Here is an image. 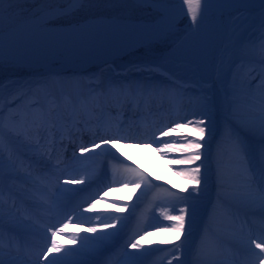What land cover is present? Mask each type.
<instances>
[{"label":"rangeland","instance_id":"1","mask_svg":"<svg viewBox=\"0 0 264 264\" xmlns=\"http://www.w3.org/2000/svg\"><path fill=\"white\" fill-rule=\"evenodd\" d=\"M168 3H173V1H168ZM68 5L66 0H17L12 7L5 12V24L4 31L6 32L10 28L18 25L20 22L36 16L44 10H48L54 7H64ZM225 10L224 12H227ZM264 7L257 10H250L249 8H242L236 14H231L227 12L225 17H223L222 22L220 23L217 14L212 13L210 15H205L203 23L200 25V28L197 30L195 26L191 23V18L187 16H181L176 20V22L168 23L166 27H160L159 30L154 33H148L142 38L135 40L134 35L138 33V27H134L132 37H128L133 28H125L123 31H117L116 35L109 34L107 35L106 30L114 28L112 25L104 24H91L83 28L75 29L72 32L73 41L71 43L64 42L60 45L54 47H39L37 45H27L21 47L16 53L21 56L26 61H30L31 64H34V70H31L28 64H19L13 59L4 58L2 64H0V94L3 95L4 100L0 101V109L4 110V117L9 115L11 110L6 109L7 101L15 100L19 92H33L35 87L39 86L38 84H43L46 81L48 72L44 70L46 63L55 65L61 68V72L64 69H69L70 72H82L90 75L98 74L103 68H108L115 70L113 63L119 66V63L115 60L116 58L124 57L125 55L131 54L138 56L135 60L128 59L127 61L130 64L120 65L119 69L127 68H140L144 70H149L152 72L153 76L161 77L162 79L175 81L181 83L186 89L191 91L200 90L202 95H206L208 99L207 104L213 106L212 109H209L207 105L203 104L198 107L202 113H207V111L212 112L213 116H216L214 122H212V129L214 136L211 140L208 139L206 134L205 140L208 142L204 148H202V159H208V162L200 163L198 166L204 168L201 171L211 174L213 183L212 189H206L200 191L197 199L200 206V209H204L208 213H215L218 210L217 206L214 204L231 201L232 199H242L244 202L249 203L252 207L255 206L256 202L259 201V194L257 192V185L253 188V183L249 186H243L240 183L244 181L251 182V178L245 173L246 164L244 160L235 161L234 157L228 158L227 154L234 156L231 152L232 148L229 146L230 138L226 134V130L236 124L239 126V121L232 115V112L229 110V101L233 99H239L240 103L237 107L233 108V111L239 112V107L245 108L247 103L243 96L236 97L232 95L234 91L239 89L242 83V78L240 77V72H236L238 69V61L234 59V51L242 47L247 46L250 41L254 40L252 38L253 34L261 35V30L258 28L261 23L264 22ZM164 17V14L161 12L155 11L153 8L142 6L131 0H92V2L85 3L78 11L68 14L64 17L52 20L46 23V26H65L70 24H78L82 21L89 19H99V18H114L120 21L133 22V23H143L148 22L152 23L158 20V18ZM239 17V23H237V18ZM101 28V29H100ZM115 29V28H114ZM49 31V30H47ZM51 32H53L51 30ZM143 33H147V30H142ZM32 31L29 29L25 33L21 34L16 38L15 41L22 40L24 38L28 39L31 36ZM29 34V35H28ZM71 33L68 34L70 36ZM43 36H46L47 39L52 36L62 35L59 32L55 34L44 33ZM71 37V36H70ZM69 38V37H68ZM46 39V40H47ZM67 39V38H66ZM249 39V40H247ZM256 41V40H255ZM112 45L117 46L116 50L112 49ZM111 46L102 57H97L91 59V61H84L81 57H78L76 60L71 59L70 61H65V57L68 53L82 51L83 54H97L99 51L105 50L107 47ZM115 58V59H114ZM125 58L120 59V61H125ZM114 60V61H113ZM242 73L244 68L241 69ZM62 73H59V75ZM204 77H207L209 82L204 81ZM250 83L254 82L255 79L250 76ZM94 79H89V88H92ZM37 84V85H36ZM40 84V85H41ZM247 90L255 93L256 86L251 85V87H245ZM225 90V103L222 101V90ZM206 93V94H205ZM206 108V109H204ZM209 109V110H208ZM241 117L242 114L239 113ZM209 120H214L210 118ZM180 122L179 119H174L171 124L163 127L158 133V136H162L161 131H167L169 127H173L175 122ZM154 135V134H153ZM241 139L246 141V136L249 139H254L258 141L259 138L255 134L249 133L247 130L242 129L239 132ZM167 137V136H166ZM223 138L218 141V139ZM153 139V138H152ZM170 139V138H169ZM99 140H95L98 142ZM170 143H175L176 147L173 149V153L180 148L181 141H175L172 138L169 140ZM92 142L88 145L91 146ZM139 145H146L150 147L149 141L139 142ZM250 150L254 154L255 151L252 150L253 145L249 144ZM95 151L99 152L98 149ZM182 153V152H180ZM219 154V155H218ZM86 155H92L91 153H86ZM117 156L120 153H116ZM104 156H111V154H106ZM183 154L173 155L171 157L161 156L162 158L170 160L172 163V170H181L185 165H180L175 163V161L181 159ZM5 166H7L8 161L6 155ZM113 158V157H112ZM102 163L94 165L98 169L97 173L104 167V157L101 156L98 158ZM121 159H125L124 154ZM241 159V158H238ZM126 163V161H125ZM133 166L140 167V165L133 163ZM231 165H235L236 169L230 168ZM213 173H212V172ZM222 176V178H217V175ZM97 176V175H96ZM126 178V177H125ZM124 178V179H125ZM223 179L224 181H233L237 182L234 186L228 187V184H225L223 188L216 187L217 181ZM228 183V182H227ZM122 185V184H121ZM176 188L178 186H175ZM250 188V189H248ZM244 189V190H239ZM256 189V193H254ZM106 190V189H105ZM105 190L101 191L96 198L100 199V196H103ZM107 193H110L111 196L116 198H126L127 195H133L138 199L142 196L136 192V189L133 190V185L128 184L127 188L120 187L118 183L113 184L111 190L107 189ZM121 192V193H120ZM188 192L193 193L192 190ZM194 194V193H193ZM195 195V194H194ZM214 198V199H213ZM139 199V200H140ZM137 200V204H141V200ZM101 206H107L116 210L118 212L124 211V205L116 201H110L106 199H100ZM89 208V207H88ZM100 208L99 205L95 206V209ZM137 207L132 213L136 212ZM9 211V210H8ZM7 211V212H8ZM150 211V209H149ZM147 211V212H149ZM5 212V213H7ZM179 212V211H177ZM128 213V214H129ZM200 212L196 211L195 218L193 219L190 214L189 218L191 223L186 224V232L188 235L190 230H187V227L193 226L195 232L203 231L204 225L210 226V228H216L214 222V217L212 215V220L207 219L208 216L205 215L204 222H202ZM209 215V214H208ZM211 215V214H210ZM7 216V215H6ZM5 216L3 225L8 228H13L9 224V220ZM256 214H248V216L243 217V220L249 224H244L241 222V219L237 222V229L241 230L247 235L249 231L253 234H258L261 230V226L258 224L259 219ZM103 219V218H102ZM200 220V221H199ZM112 220V223L115 224L117 230L131 228L133 225L132 220H124L125 222L121 224L118 221ZM6 222V223H5ZM94 222L99 224L100 220L94 219ZM171 222V221H170ZM214 222V223H213ZM172 223V222H171ZM84 228L92 226L90 223L85 224ZM134 226V225H133ZM82 227V226H81ZM102 227V226H101ZM133 228V227H132ZM230 230L233 228L228 227ZM110 229V228H109ZM114 229V228H111ZM102 230H105L102 228ZM76 231L79 230L76 228ZM154 230H151L153 232ZM150 232L145 231L137 235H134V238L130 239L129 251L134 252L136 249L130 247V243L133 239H138L141 247L137 248L138 251L146 248L144 244L140 241L143 239L144 235ZM122 233V232H121ZM87 235H98L99 233H85ZM232 234V233H231ZM234 237V235L232 234ZM199 232L195 233L194 236L187 242V244L181 245L178 243L180 248L170 249L166 252L165 258L159 264H196L194 263V258H192V252L195 250V246L199 241ZM105 246V242L100 245L97 249L101 250ZM151 250V249H150ZM179 250V251H178ZM187 250V251H186ZM137 252V251H136ZM149 252V251H148ZM154 251H150L146 254L145 257L152 256ZM186 256L187 263H175L180 257ZM121 257V256H120ZM117 261L116 264H138L134 263L136 260L133 259L129 262ZM200 258V257H199Z\"/></svg>","mask_w":264,"mask_h":264},{"label":"snow or ice","instance_id":"2","mask_svg":"<svg viewBox=\"0 0 264 264\" xmlns=\"http://www.w3.org/2000/svg\"><path fill=\"white\" fill-rule=\"evenodd\" d=\"M17 0H0V64L3 63L7 47V37L5 36L4 24H5V12L8 11ZM66 2L72 8H78L84 3L92 2V0H66ZM134 2V0H133ZM147 2L153 4L163 3L164 0H147ZM183 4L187 6V15L191 18V23L198 30L200 25L203 23L204 15L213 0H182ZM229 3H243L244 0H227ZM259 4L264 7V0H258ZM68 12L65 11V15ZM264 17V13H262ZM239 23V17L237 18ZM250 50H255L258 54V62L261 65V70L257 72L254 63L250 60L249 75L256 80V87L259 89V95L247 90L244 85H241L239 89L234 91L233 95L236 97L243 96L245 101L249 105L251 115L247 118H243L239 115L238 111H233L234 107H237L240 103L239 99H233L229 101V110L232 115L239 121V126L232 124L226 130V134L232 141L233 149L238 154L243 156L246 163L245 173L250 175L251 183L258 185L259 189V201L264 204V23L261 24V35L259 41H250L247 46L241 48L243 58L249 56ZM249 83V82H245ZM150 87V86H149ZM139 89L132 90V95L126 96L129 106L143 105L148 101L144 98L145 93L141 95V98L137 99L136 92ZM208 97H204V101H208ZM4 97L0 94V101H3ZM77 101L71 96H60L57 97L54 94H47L43 99L36 93L19 92L15 100L8 101L7 107L11 110L9 112L7 120L3 119L4 110L0 109V137L5 134L14 136L16 139H23L26 146L33 149L41 158L40 162L44 163L45 158L50 160L52 154L49 153L48 149L52 147L49 143V136L56 133L59 124V111L61 107L74 108ZM101 106H96L91 112L86 114L91 117L95 112H102ZM67 119L71 120L73 124L76 122V113L72 112ZM212 121L207 122L204 119L197 121L188 120L186 123L175 122L173 127H169L167 131H161L162 136H168L170 132H177L180 129L187 128L192 125L193 130L198 132L199 139H189L188 135H183L182 139L185 141L182 151L187 152L182 159L175 161L180 165H194L197 161L201 160L202 148L205 144L201 141L205 140L207 134L208 139L211 140L214 136L213 129L211 127ZM242 129H247L249 133L258 134L261 139V147L256 150L253 154L250 150L249 145L244 139H241L239 132ZM130 137L122 136L118 132L112 136H102L99 138V142L93 141L91 146L81 145L79 147L80 155L75 152L72 156L73 163L71 165H65L61 167V163L55 165H49L47 168H42L37 177L33 179L34 185H39L43 190L38 197L37 206L40 208L43 215L47 216L50 220H54V223H48L40 225L39 220L34 218L31 214L25 217L15 215L11 210L5 213V201L3 200L4 192L3 188L0 187V227L3 226L5 216L9 220L11 227L17 229V231L26 230L28 227L33 229H40L44 233L45 247L36 254L34 260L23 259L20 255L23 241L20 240L15 234L9 236L8 250L9 259L6 261L3 257L5 256L4 247V233L0 231V264H42V261H46V264H87V262L78 259L79 257L87 256L95 251L100 245H102L112 233L102 231L103 229L115 228V224L112 220L118 221L123 224L127 218L120 216H113L111 219H102L99 224L94 222L92 216H85V211H74L69 210L66 205V200L69 194H78L88 192V195L81 201L79 207L82 209L84 203L89 204V209H94L96 203L99 201L96 196L102 188H97L95 192H89V189L94 183V178L97 175L98 169L94 165L101 164L102 162L98 159L106 154L124 164L125 159L123 153L120 152V148L117 147L121 140L128 141ZM53 143L55 142V136L52 137ZM143 143V141H141ZM152 143L162 144V148L159 149L165 154L175 149V143L160 141L155 135L151 141ZM62 143V141H61ZM122 147V145H121ZM100 149L99 152L95 151ZM8 146L0 140V175L3 174L5 168L4 154L8 151ZM115 150V151H113ZM91 153L92 155L85 156L83 154ZM116 153H120L119 156ZM15 161L12 160L11 156L8 158L7 166L13 168ZM31 168V165H29ZM55 168L59 174L51 173L50 169ZM125 171L130 173L133 177L131 181H124L117 179V170L113 166V177L112 180L104 187L111 190L113 184L121 183L123 188H127L128 184L133 185V190L138 189L141 185H145V191L147 188L152 186V182L147 173L139 169L132 164L125 165ZM182 178L186 180L184 191H188V186L192 185L194 200L200 194V185L202 183L201 167H186L179 172ZM31 177V172L28 173ZM68 175L71 178L61 183L63 176ZM207 183L206 180L203 181ZM65 185H83V188H72L66 187ZM168 191V189H165ZM145 192L141 193L143 196ZM107 195L104 192L100 199H103ZM173 196L180 200H185V197L179 196L178 193L173 192ZM36 203V202H34ZM12 207H15L13 203ZM127 208V205L123 206ZM197 203L193 202L188 207L179 209L178 215L165 214V218L172 222L169 228L163 229L166 232H174L175 239L179 240L186 232V217L191 211L193 219L195 218L197 211ZM75 217L77 223L81 224L83 233H92L98 235H87L75 233L70 230V224L72 219ZM90 223L92 226L84 228L83 225ZM102 226V227H101ZM243 231V228L241 229ZM50 233V234H49ZM57 234L65 235L71 240V244L76 247L66 248L55 239ZM152 235L153 233H146ZM190 234V233H189ZM169 241H163L162 243H168ZM247 247L254 252L258 258L257 264H264V217L261 221V230L258 234H253L249 231L246 237ZM130 247L133 249L141 247L138 239H133L130 243ZM258 249L259 252H255ZM15 251L17 255H11V252ZM53 253L60 254L62 256H53ZM134 255L132 253L129 254ZM52 257L49 259V257ZM131 264V262H130ZM171 264V262H169Z\"/></svg>","mask_w":264,"mask_h":264},{"label":"bare ground","instance_id":"3","mask_svg":"<svg viewBox=\"0 0 264 264\" xmlns=\"http://www.w3.org/2000/svg\"><path fill=\"white\" fill-rule=\"evenodd\" d=\"M142 5H150L151 7H153L156 10H159L161 12H163L165 15L164 17L160 18L156 23L152 24V25H147V26H141L140 28H145L147 30V33H154L155 31L159 30L160 27H166L168 26V23H175L176 22V18L179 16H183L185 14H187V6L183 4L182 0H173L176 1L175 4H168L167 5V0H164L163 3L160 4H153L150 2H147V0H134ZM260 6L258 0H244L243 3H229L227 2V0H213V3H211L207 9L206 13H210L213 10L218 11L219 13L217 14V18H219L220 23L223 20V17H225V14L227 12L233 13L235 10H239V8H252V7H258ZM72 7L69 6V9H71ZM227 9V12H223L222 10ZM62 10H51V11H47L45 13H43L41 16H39L36 20H33L29 23H27L26 25H24L22 28H20L19 30H16L14 32H12L11 34L5 35L7 37V47H6V53H5V58H9V59H13L16 62H20L21 64H26L28 63V61H26L25 59H23L21 56H19L16 52L19 51V49L21 47L27 46V45H37L39 47H54L56 45H60L61 43L64 42H68L71 43L73 41L72 38V32L74 31V29H76V26H72L69 29H60V28H48L45 26H42L44 23L53 20V18L58 15L59 13H61ZM205 13V14H206ZM89 24V23H88ZM91 24H98L96 22H92ZM109 24V23H106ZM87 25V24H85ZM114 25H116L114 23ZM84 26V25H83ZM118 27H120L121 25H116ZM139 26V25H138ZM112 27V26H111ZM115 28V29H114ZM114 28H110L109 29H103L106 30L107 35H116L117 31H123L120 28L114 27ZM30 30L33 33H31V36L28 37V39L24 38L22 40L19 41H15L16 40V36L20 35L21 32L25 33L26 30ZM78 29V28H77ZM101 29V28H100ZM49 30V31H47ZM51 30L53 32H51ZM59 30H62L61 32ZM67 30V31H66ZM131 32L126 34H130L127 36L128 37H132V33L134 31V29H130ZM60 33L62 35H58V36H52L49 37L47 39L46 36H43L42 34L44 33H50V34H55V33ZM70 34V36H68V34ZM29 35V34H28ZM134 35V39H138L139 37H143V33H135ZM69 37V38H68ZM67 38V39H66ZM47 39V40H46ZM257 41H259L258 38H256ZM111 46L107 47L105 50L99 51L97 54H83L82 51H78V52H72V53H68L65 57V61H70L71 59L76 60L78 57H81V59H83L84 61H91V59L97 58V57H102L106 52H108L107 50L110 48ZM112 49L116 50L117 46L112 45ZM234 59L238 61V69L236 70V72H240V77L242 78V83L243 85L246 86H250V80H249V68H250V64L249 61L251 60L254 63L255 68L257 69V72H259L261 70V65L258 62V54L255 50H250L249 52V56L247 58H243L242 57V53H241V48L240 49H236L234 51ZM47 67L49 69H58V67H54L53 65H51L50 63H46ZM242 68H244L243 73H242ZM65 77V75H64ZM79 80H81L78 77H74V78H67V79H61L60 77L57 76H52L49 80L48 83L43 84L42 86L39 87L40 90L39 91V96L43 99V97H45L47 95V92H50L54 95H56L57 97L60 96H67L63 93V89L65 87V90H67V93L69 94V96L73 97L74 99H76L77 103L75 105L74 108H65V107H61L60 111H59V124L57 127V130L61 131H67L66 135H69V131L72 130V122L68 125V124H60V121L62 120L64 123L67 120V116L70 115L72 112H75L76 115L77 113L81 112L82 110L87 113V112H91L93 110L94 107H96L97 105H99L101 102L105 103L104 106L105 109H103L104 114L112 112L113 110H111V106L109 105H116V104H121L122 102L124 103L125 101H127L125 99L126 96H128L129 92H130V87H133V85H138L135 84L137 83H145V82H151V83H157L160 78L159 77H155L152 75V72H150L149 70H144L143 68H130L128 70H126L125 72L122 73H117L113 70L110 69H103L101 74H99L98 77V82L100 83V85L103 86V88H98V86H96L94 89H85V90H80L79 88H77L75 84H77L79 82ZM204 81L205 82H209L207 77H204ZM245 82H249V83H245ZM168 83V82H167ZM256 83V81L254 82ZM70 85H73L72 88H69ZM173 85L178 86L176 83H174ZM64 87V88H63ZM101 87V86H100ZM98 88V89H97ZM136 88V87H134ZM139 88V85H138ZM147 89V88H146ZM157 90L159 88H156ZM176 88L173 86L171 88V95L172 97L176 94V92H174L173 90H175ZM104 92H102V91ZM189 90H187L186 88L184 89V94L187 93ZM109 94V98H103V100H101V94H105V93ZM38 93V92H35ZM192 94L188 93V95L190 94L191 97L185 96L184 99L182 100V102H192L190 103L191 105L194 104H205L207 105V101H204V97L206 95H202V93L198 90L192 91ZM64 94V95H63ZM160 96V93H158ZM206 94V93H205ZM225 90H222V101L224 102V107H226V103H225ZM233 95V93H232ZM256 95H259V92L256 93ZM79 96H82L79 99ZM151 96V95H150ZM148 96L146 98V100L149 99ZM158 96V95H157ZM165 96L164 94L161 95ZM175 98L172 99L173 104H162L163 106H160V108H156V107H152L151 111L146 108L145 104L140 105V113H142L143 115H145L146 113L149 115H155V113H161V116H165V121L167 123H170V119L172 117V115H174L175 118H180L182 119V121L184 123H186L188 120H192V121H197L200 120V118H196L195 113H198L197 111L194 112L193 110L189 109L188 111L183 109V105H181V103H179L178 105V112L174 113V111L176 110L177 106L175 104ZM122 101V102H121ZM164 101V100H163ZM7 104L8 101L6 102L5 108L7 109ZM209 105V104H208ZM135 107V105H134ZM185 107V105H184ZM210 109L213 108V106L210 104V106L208 107ZM239 109V113L243 115V118H247L249 117L252 113L249 109V107L247 108H238ZM9 110V108H8ZM103 111L101 113H103ZM166 111V115H164ZM170 112V113H169ZM139 113V114H140ZM127 114V113H126ZM170 114V115H168ZM128 115V114H127ZM136 115V113H134L130 119L134 118V116ZM88 116V115H87ZM126 116V115H125ZM92 117V116H91ZM205 117L209 118V115H205ZM214 118H216V116H213ZM8 117H6L7 120ZM100 117H98L97 121L100 122L102 125L103 124H107L105 123L106 121L110 120V125L109 127L112 128L113 124H115V122H117L115 117H112V119H105L102 118L99 120ZM152 118H155V116H153ZM205 118L204 120L207 122L208 119ZM130 119H122L121 121H118V125L120 124V126L122 125H131L133 124V121L131 122ZM145 118H137L136 121H138L137 123H141L143 122ZM124 120V122H123ZM146 121H149V119H147ZM165 121L163 122V124H165ZM104 122V123H102ZM123 122V123H122ZM213 122V121H212ZM100 124V125H101ZM80 128L82 127V125H79ZM91 126V125H90ZM130 127V126H129ZM212 127V124H211ZM247 130V129H245ZM101 135L100 137H102L103 135H105V133H101L99 134ZM122 136H127L130 137L129 140H150V135L147 134V132L145 130L141 131L139 137H136V135L133 134H129V132L127 133H122ZM183 135H188L189 139H199V134L198 132L193 130L192 125H189L187 128L184 129H180L177 132H170V137L169 138H173L176 139V141H181L182 140V144L180 146V148L178 149V151H176V153H173V150L171 152H168L167 154H165V152L159 150L162 148V144L159 143H155L152 147L148 148V147H143V146H139L137 144L134 143H123L124 140L120 141V144L117 145V147L120 148V152H122L124 154V157L126 158V161H128L127 163L131 164V163H137L140 164L141 166V170H143L145 173L148 174L151 182H152V186L147 188V191H145L146 186L145 185H141L140 188L136 189V192H138L140 195L142 192H145V194L142 196V200H144L145 205L139 206L137 205V200H139L137 197L133 196V195H127L128 199L127 200H123L120 199L118 200L119 203H121L122 205H127V208H124L123 212H118L116 210H113L109 207H105V206H101V208H99L98 210H94V213L91 212V214L89 216H92L93 218H98V217H106V219H111L113 216H120L122 218H127L125 220H128L129 217L132 218V215H130L129 212H133L136 209V220L137 223L135 225V228L133 230V233H141V231H146L150 228H155L157 226L161 227L164 226L166 223V218H165V214L168 215H174L176 213V215L179 214V209L181 208H185L188 207L190 204H192L193 202H196L197 205H199V201L194 200V195H192L191 193H188L184 191L185 189V185H186V180L184 178L181 177V175L179 174L180 171H182L184 168L186 167H196L198 166L200 163H205L206 160L208 161V159H202L203 157L201 156V160L197 161L196 164L194 165H185L184 168H182L181 170H172V163L168 160V159H162L161 156H163V154H165L164 156L169 157V156H173V155H178V154H183L184 156L187 155V152L182 151L183 149V145L185 143V141L182 139ZM258 135V134H256ZM97 137V138H100ZM147 137H149L147 139ZM10 142L8 143V145L12 146L14 149L17 150H22V146L21 143H19V140L16 139L14 136L9 135L7 137ZM93 139V137H92ZM160 141H165L167 142L164 138V136H161L159 138ZM201 143L203 144H207V141H201ZM122 145V147H121ZM258 149L261 147V144H256ZM232 148V152L234 151L233 149V145H229ZM100 151V149H98ZM115 151V150H113ZM182 152V153H180ZM80 154V153H79ZM219 155V154H218ZM183 156V157H184ZM234 156H238V154L236 152H234ZM30 157L32 158V160H34L35 162H39L40 161V156L37 153H31ZM181 157V159L183 158ZM228 158L232 159V155L227 154ZM235 158V159H236ZM109 163H111L112 167L114 166L116 170H118L121 175V178L123 180L124 177H126V181H131L133 179L132 175L128 172L125 171V165L127 164H121L119 163V161L114 160L113 158H109ZM204 168H201V170H203ZM9 173L11 175V177H15L16 174H18L17 170H11V168H9ZM201 177H202V183L200 185V189L201 191H204L206 189H210L212 187V177L211 174L209 175L207 172L205 171H201ZM219 178H221V175H219ZM206 180L207 183H204L203 181ZM131 184V183H129ZM224 184H227V182L224 181H219L217 182L216 185L218 186H224ZM230 185H233L232 183H229ZM244 185L246 184L245 182L243 183ZM81 186V185H78ZM175 186H178L177 188ZM99 187V186H98ZM194 186L189 185L188 186V190H192ZM81 188H83V186H81ZM165 189H168V191H165ZM90 191V190H89ZM178 193L179 196L185 197V200H180L177 197L173 196L172 193ZM155 194L156 195L154 198L153 196ZM80 197L79 198H85L88 195V192L86 193H79ZM106 197V198H105ZM105 199H107V196H104ZM202 205L203 203L200 202ZM98 204H101V201H99ZM240 211L244 212L247 210L246 205H242V203H240ZM150 212L146 213V211L148 210ZM197 211L201 212V214H204V209H200V206L197 207ZM97 213V214H96ZM129 213V214H128ZM135 213V214H136ZM94 214V216H93ZM191 211H189L188 216L186 217V223H190V216ZM218 219V218H216ZM125 222V221H124ZM123 222V223H124ZM220 224H223V222H219ZM124 225V224H123ZM163 228L160 230V228L157 230V234L153 233L152 235H147L145 234L143 239H142V243L144 244V246H146L145 249L137 251L134 253V256L136 258V261L139 260H144V257L146 256V254H148L150 251H155L158 256L157 258L161 261L163 260V258H165V249L167 247H169L170 245H172L173 243L177 242L178 240L175 239V233L174 232H166L163 231ZM104 231L112 233V235L109 236V238L107 240H111L114 237H117L119 235V232L121 231V229L117 230V229H112V230H107L105 229ZM190 237V235H188L187 237H185V239H188ZM205 237V235H204ZM106 240V241H107ZM180 240V239H179ZM163 241H169L168 243H162ZM205 242H203V245L205 246L204 248V252L203 255L206 256L208 255V257H210L211 255H213L214 257H222L225 255H229L230 252L228 254H226L224 251L218 250L217 249V245L216 243L214 244V241L210 238H207V240H204ZM234 241V240H233ZM235 242V241H234ZM242 246V245H241ZM151 249V250H150ZM149 251V252H148ZM151 257V256H150ZM148 258V257H147ZM146 258V259H147ZM9 259V258H8ZM185 258H181L180 260L184 261ZM220 259V258H219ZM157 263V259H153L152 261H150L148 264H156Z\"/></svg>","mask_w":264,"mask_h":264}]
</instances>
